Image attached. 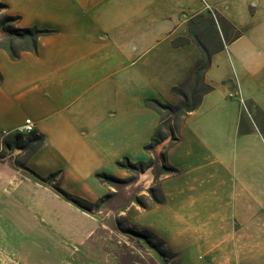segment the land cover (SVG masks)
Masks as SVG:
<instances>
[{
	"label": "crops",
	"instance_id": "obj_1",
	"mask_svg": "<svg viewBox=\"0 0 264 264\" xmlns=\"http://www.w3.org/2000/svg\"><path fill=\"white\" fill-rule=\"evenodd\" d=\"M0 1L8 4L0 13L20 16L18 26L52 30L38 38L37 52L22 51L18 59L0 48V134H19L32 118L47 140L26 159V170L43 178L55 174L52 183L86 202L115 187L97 173L127 178L119 160L151 158L145 146L161 115L144 99L178 101L174 65L197 48L188 42L190 20L199 21L208 8L226 14L221 0ZM231 5L249 9L252 19L234 43L212 54L204 80L213 89L179 124V141L167 159L183 180L167 177L156 187L151 169L138 180L158 188L173 206L202 216L198 234H229L222 264H264V0ZM229 59L237 79L226 70ZM0 161V208L28 209V184L21 180L14 188L10 162ZM62 202L72 222H89L78 204L66 197Z\"/></svg>",
	"mask_w": 264,
	"mask_h": 264
},
{
	"label": "rangeland",
	"instance_id": "obj_2",
	"mask_svg": "<svg viewBox=\"0 0 264 264\" xmlns=\"http://www.w3.org/2000/svg\"><path fill=\"white\" fill-rule=\"evenodd\" d=\"M207 1L212 0H204L205 5ZM222 1L226 2V9L223 10L226 14L221 15L233 21L237 19L238 24L227 25L224 33L215 22L219 13L213 14L206 6L209 10L205 16L215 20L208 25L203 19L194 20V24L197 21V37L189 35L188 42L197 48H190L187 61L178 67L174 65L176 86L187 92L197 87L189 104L195 102L203 89L197 81L207 64V56L220 41L225 48L226 44L234 43L235 37L246 32V25L252 19L249 9L231 5L234 0ZM199 31L201 35L198 36ZM3 34L0 40L4 38ZM245 38L242 36L241 40ZM197 40L207 47V54L202 52ZM179 69L182 70L179 72ZM226 70L233 79L239 76L230 59ZM158 71L161 75V70ZM170 78L163 74V79L170 81ZM230 93L235 94L232 99L237 98L233 88ZM176 96L179 101L181 97ZM238 97L241 110L247 116L245 101L240 95ZM9 135L0 137V160L6 158L10 162L14 188L21 180L28 184V209L20 205L0 208V264H222L228 260L229 234H212L211 230H206L211 234H198L197 226L202 216L197 213L190 215L183 207L173 206L158 188L152 196L150 188L138 180L141 173L136 180L115 186L109 191L110 197L103 202H84L85 207L79 205L89 222H72V211L62 202L65 197L58 190V184L52 183L53 179L43 180L33 171L26 170V159L33 149L32 146H18L25 145L28 134ZM161 151L158 149V152ZM177 170L168 177L181 182L182 172L180 168ZM160 183L155 186L159 187ZM194 209L197 211V207ZM142 214L141 223L139 217ZM223 247L226 248L224 251Z\"/></svg>",
	"mask_w": 264,
	"mask_h": 264
},
{
	"label": "trees",
	"instance_id": "obj_3",
	"mask_svg": "<svg viewBox=\"0 0 264 264\" xmlns=\"http://www.w3.org/2000/svg\"><path fill=\"white\" fill-rule=\"evenodd\" d=\"M8 4L0 1V11L6 9ZM216 20L218 24L222 27L223 32L225 33L226 26L232 25V23L221 14H217ZM199 21L203 19L204 24L208 25L211 19L209 16H199ZM197 19V18H196ZM213 20V21H214ZM20 21V16L13 15L10 13H4L0 17V30L4 32L5 36L0 40V48L6 49L10 56L13 59H18L21 55L22 51L29 50L32 52L38 51V38L41 35L50 34L52 30L48 29H40L38 27H20L18 26V22ZM216 22V23H217ZM190 24L192 28H190V36L197 37L196 33V23L194 24L193 20H190ZM203 31V30H200ZM198 32V36L201 35V32ZM241 35L235 37L239 38ZM234 38V39H235ZM232 41V40H231ZM198 45L200 46L202 52L207 54L208 49L205 45L202 44L199 40H197ZM224 48V43L221 41L218 42L217 48L213 50L210 56H207V64L204 69L199 73V80L197 81L198 85H202L203 89L199 92L197 99L192 104H189V100L194 98L196 94V88H192L190 91H185L178 86H173L172 91L175 95H179L181 99L177 103L164 102L159 98H145L144 103L153 109H155L161 115L160 124L152 137L151 141L145 146V150L152 154L151 158L147 161H132L128 157H124L123 159L117 162V165L127 170L132 174L129 178H119L113 175H110L105 172H100L96 174V177L104 183H108L110 185L117 186L119 184L130 183L137 179L140 173L145 172L148 169H152L155 175V184L160 183L161 180L168 177L171 174H175L178 170L171 166L167 159L168 150L174 146L179 141V124L181 120L188 115L190 112L196 110L205 93L210 92L213 87L207 84L204 80V76L206 71L209 69L211 65V57L214 52H218ZM3 81V74L0 70V82ZM16 139H19L17 137ZM46 137L42 134H38L35 131L31 132L27 135V139L24 146L18 147H29L32 146L33 151L41 147L46 142ZM165 143V144H164ZM162 144L161 148L163 151L158 152L159 146ZM39 177V176H38ZM55 174H52L48 177V179H53ZM41 178V177H39ZM43 179V178H41ZM44 178L43 180H45ZM58 190L66 197L68 200L75 202L80 206H84L83 203L86 201L78 196H74L61 188ZM155 187L149 189L150 194L153 196L155 193ZM111 194H107L103 198L98 201V204L103 202L105 199L110 197ZM85 207V206H84Z\"/></svg>",
	"mask_w": 264,
	"mask_h": 264
},
{
	"label": "built area",
	"instance_id": "obj_4",
	"mask_svg": "<svg viewBox=\"0 0 264 264\" xmlns=\"http://www.w3.org/2000/svg\"><path fill=\"white\" fill-rule=\"evenodd\" d=\"M234 93H231V96H234ZM36 128L35 122L33 121L32 118L28 117L24 120V123L22 124V126H20V128L18 129V131L20 133H25V134H29L31 132H34ZM10 132L4 131L0 134V137H6L7 135H9Z\"/></svg>",
	"mask_w": 264,
	"mask_h": 264
}]
</instances>
